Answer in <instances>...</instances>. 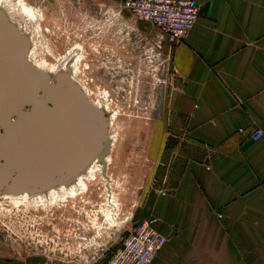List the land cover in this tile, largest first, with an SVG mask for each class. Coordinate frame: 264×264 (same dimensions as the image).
Listing matches in <instances>:
<instances>
[{
  "label": "crops",
  "instance_id": "1",
  "mask_svg": "<svg viewBox=\"0 0 264 264\" xmlns=\"http://www.w3.org/2000/svg\"><path fill=\"white\" fill-rule=\"evenodd\" d=\"M75 1L109 10L126 34L155 39L148 22L119 11L122 0ZM195 1L187 37L163 41L173 80L148 150L162 182L146 190L134 219L155 218L167 238L151 264H264V0ZM116 240L95 242L82 260L0 253V264H103Z\"/></svg>",
  "mask_w": 264,
  "mask_h": 264
},
{
  "label": "rangeland",
  "instance_id": "2",
  "mask_svg": "<svg viewBox=\"0 0 264 264\" xmlns=\"http://www.w3.org/2000/svg\"><path fill=\"white\" fill-rule=\"evenodd\" d=\"M23 1L39 14L41 57L53 64L68 58L99 103L106 150L79 174L90 178L63 199L0 194V253L82 260L95 242H122L137 223L134 216L146 190L161 184L163 171H152L158 164L148 150L160 130L164 95L173 79L156 40L136 49L133 34L115 24L109 10L75 0ZM25 38L29 47L30 37Z\"/></svg>",
  "mask_w": 264,
  "mask_h": 264
},
{
  "label": "water",
  "instance_id": "3",
  "mask_svg": "<svg viewBox=\"0 0 264 264\" xmlns=\"http://www.w3.org/2000/svg\"><path fill=\"white\" fill-rule=\"evenodd\" d=\"M27 49L0 13V194L67 184L106 150L102 112L66 75L51 83Z\"/></svg>",
  "mask_w": 264,
  "mask_h": 264
},
{
  "label": "built area",
  "instance_id": "4",
  "mask_svg": "<svg viewBox=\"0 0 264 264\" xmlns=\"http://www.w3.org/2000/svg\"><path fill=\"white\" fill-rule=\"evenodd\" d=\"M200 5L195 0H122L119 11H125L138 21H146L156 30L155 39L170 45L181 43L192 30ZM263 136L261 130L252 135L253 140ZM153 217L137 222L103 264H151L167 238L156 229Z\"/></svg>",
  "mask_w": 264,
  "mask_h": 264
},
{
  "label": "bare ground",
  "instance_id": "5",
  "mask_svg": "<svg viewBox=\"0 0 264 264\" xmlns=\"http://www.w3.org/2000/svg\"><path fill=\"white\" fill-rule=\"evenodd\" d=\"M31 8L32 7L26 5L25 1L23 0H0V13H2L6 17V19L15 27L17 32L22 37H30L29 39L31 40V45L27 49V60L29 61V63L32 64V66L38 71L49 76V80L51 83L52 81H54V79L60 77L61 75H66V77H68L80 88V90L91 102V104L96 109H99L100 105L99 103L93 101L92 94L88 90V87L83 83V81L77 78L76 69L74 67L70 68L68 66V58H63L60 62L53 64L50 63L44 57H41V53L43 52L42 48L44 49V43L42 35L40 33L41 31L38 26L39 14L37 11ZM47 52L48 56H50L51 52L49 50ZM73 64L75 65V63ZM87 170L89 169H86L85 173L87 172ZM87 175L88 174H84L82 176L78 175L75 178L78 180L77 185L73 184L71 181L67 184L52 187L42 193H22L18 195L9 194V196L11 198L32 199L33 201L34 199H38L41 196L50 199L49 201H51V199L54 197H58V199H63L64 197L71 195L74 192H77L80 188V181H82L83 179L87 180L90 178Z\"/></svg>",
  "mask_w": 264,
  "mask_h": 264
},
{
  "label": "flooded vegetation",
  "instance_id": "6",
  "mask_svg": "<svg viewBox=\"0 0 264 264\" xmlns=\"http://www.w3.org/2000/svg\"><path fill=\"white\" fill-rule=\"evenodd\" d=\"M44 1H48V0H44ZM74 3L77 4L78 2L77 1H74ZM132 45L133 46H136V49H139V48H143L144 47L143 45L147 46L148 45V42H147V40H144L143 38H139L137 36H134V43H132ZM155 45H156V47H155L156 50H158V52L162 54L163 45H164L163 44V41H161V42L156 41L155 42Z\"/></svg>",
  "mask_w": 264,
  "mask_h": 264
},
{
  "label": "trees",
  "instance_id": "7",
  "mask_svg": "<svg viewBox=\"0 0 264 264\" xmlns=\"http://www.w3.org/2000/svg\"><path fill=\"white\" fill-rule=\"evenodd\" d=\"M116 250V249H115Z\"/></svg>",
  "mask_w": 264,
  "mask_h": 264
}]
</instances>
